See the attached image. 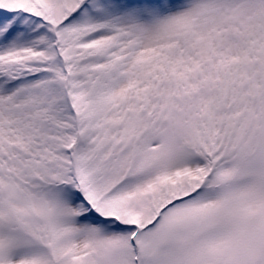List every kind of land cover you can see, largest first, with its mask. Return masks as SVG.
I'll return each mask as SVG.
<instances>
[{"label": "snow or ice", "instance_id": "6c2138e0", "mask_svg": "<svg viewBox=\"0 0 264 264\" xmlns=\"http://www.w3.org/2000/svg\"><path fill=\"white\" fill-rule=\"evenodd\" d=\"M0 264H264V0H0Z\"/></svg>", "mask_w": 264, "mask_h": 264}]
</instances>
